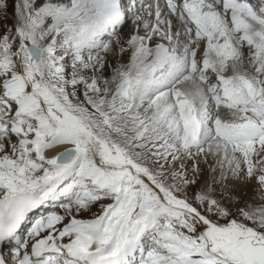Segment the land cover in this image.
Masks as SVG:
<instances>
[{
    "label": "snow or ice",
    "instance_id": "snow-or-ice-1",
    "mask_svg": "<svg viewBox=\"0 0 264 264\" xmlns=\"http://www.w3.org/2000/svg\"><path fill=\"white\" fill-rule=\"evenodd\" d=\"M11 6L0 264H264V0Z\"/></svg>",
    "mask_w": 264,
    "mask_h": 264
},
{
    "label": "rangeland",
    "instance_id": "rangeland-1",
    "mask_svg": "<svg viewBox=\"0 0 264 264\" xmlns=\"http://www.w3.org/2000/svg\"><path fill=\"white\" fill-rule=\"evenodd\" d=\"M10 24L11 23L10 22L7 23L6 20H0V29H2L4 26L10 25ZM201 167H202V169H206L207 168V166L203 165V164L201 165ZM205 178H207V172L206 171L202 172V174H201V183L203 182V180ZM198 188H199L198 185L192 186V188H190L189 191L191 193L192 191L198 190ZM243 190L246 191L249 196L252 195V185L246 186ZM217 191L219 192V189H217Z\"/></svg>",
    "mask_w": 264,
    "mask_h": 264
},
{
    "label": "bare ground",
    "instance_id": "bare-ground-1",
    "mask_svg": "<svg viewBox=\"0 0 264 264\" xmlns=\"http://www.w3.org/2000/svg\"><path fill=\"white\" fill-rule=\"evenodd\" d=\"M11 13H12V6H11V0H9L8 19L6 20L7 23H8V22L12 23ZM129 29H130V25H129L128 28H125V29H124V35H127ZM124 59L126 60L127 57H125ZM113 63H114V61H113ZM109 71H110V70H108V71L105 72V75H106V76L109 74Z\"/></svg>",
    "mask_w": 264,
    "mask_h": 264
}]
</instances>
